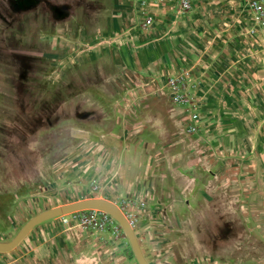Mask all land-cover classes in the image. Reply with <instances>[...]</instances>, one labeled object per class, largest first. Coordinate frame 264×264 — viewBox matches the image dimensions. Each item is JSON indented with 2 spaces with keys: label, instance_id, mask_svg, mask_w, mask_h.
Returning <instances> with one entry per match:
<instances>
[{
  "label": "rangeland",
  "instance_id": "374dc122",
  "mask_svg": "<svg viewBox=\"0 0 264 264\" xmlns=\"http://www.w3.org/2000/svg\"><path fill=\"white\" fill-rule=\"evenodd\" d=\"M263 39L264 0H0V238L103 196L128 157L153 163L149 193L121 202L151 264H264ZM200 91L253 118L218 153ZM84 214L111 250L99 264H138L102 211L37 233Z\"/></svg>",
  "mask_w": 264,
  "mask_h": 264
},
{
  "label": "crops",
  "instance_id": "0c3cea01",
  "mask_svg": "<svg viewBox=\"0 0 264 264\" xmlns=\"http://www.w3.org/2000/svg\"><path fill=\"white\" fill-rule=\"evenodd\" d=\"M261 46L262 47L260 48L262 51L260 53L263 55L264 39L261 42ZM158 49V52L154 54L156 57L161 58L167 51V48L164 43H162V45H159ZM126 59L127 58H125V60ZM171 86L169 88H171ZM166 87L168 88V86ZM192 88V86H186V90L188 89L190 93L192 92ZM174 90L171 99L176 96L178 87L174 86ZM198 96L199 98L197 97V100H200V105L197 107L200 110V114L196 117V121L199 120V127L202 128L204 132L206 131L208 136H210L208 137L209 143L206 142L208 143V149L215 150L216 153L221 152L223 143L218 141L216 135L217 133L224 131V129L235 137L244 136L247 134L246 132L251 129L253 121L251 119L253 118L249 113H243L240 110H236V112H229L228 114L222 115L220 114V109L223 105L222 98H215V100L212 101L209 97H213V94L210 96L209 93L203 91H200ZM197 100L196 104L198 105L199 102ZM173 101L177 102L175 100ZM225 117H227L228 123L226 125L220 124L219 121H222L223 119L225 120ZM193 119L195 120V117ZM207 134L204 136L206 137ZM110 148L113 147L111 146ZM134 162L135 168L132 166ZM120 163L121 166L119 167V170L123 169L125 170V173L121 171L118 173L111 171L114 174L111 180V190L105 192L103 196L94 197L92 199H104L117 205L130 222L141 247L139 236L135 229V222L125 213L126 211H124L121 202L129 198L136 200L138 197H133L132 193L136 195V193L139 192L142 199L145 194L149 193V184L151 181H149L150 178L148 177L153 163H144L140 160L132 161L128 157H126V167L122 166V161ZM166 165L168 166V164L165 163V167H167ZM137 170L138 174L142 173V176L139 177L138 183L135 184L133 181L135 177H133V175ZM90 218H92L90 214H84L81 218L79 217L77 220L72 219L71 221L67 218H63L61 225L58 224V226H55L56 228L45 226V228H42L43 230L39 231L40 234H38L37 231L44 226L38 225L39 227H34L17 247L9 252L0 253V264H99L101 261L99 259L100 256L110 249L106 250V247L103 246L104 244H102L103 241L101 236L97 235V230L95 229L96 222L94 219L91 221ZM84 219H88L89 221L84 224ZM0 242L5 243V239L0 238ZM141 250L147 262L151 264L142 247ZM107 260L106 263L109 264H111L112 261H120L119 258L114 259L111 256H109Z\"/></svg>",
  "mask_w": 264,
  "mask_h": 264
},
{
  "label": "water",
  "instance_id": "95a60500",
  "mask_svg": "<svg viewBox=\"0 0 264 264\" xmlns=\"http://www.w3.org/2000/svg\"><path fill=\"white\" fill-rule=\"evenodd\" d=\"M85 210L102 211L110 215L113 219H115L121 226L124 234L126 235L137 263L149 264L142 253L139 241L126 216L117 207V205L104 199H87L73 204L49 209L36 215L24 225V227L19 231V233L10 243L0 242V253H6L13 250L21 243V241L29 234V232L34 227L40 225L41 223L57 217L68 215L70 213Z\"/></svg>",
  "mask_w": 264,
  "mask_h": 264
},
{
  "label": "built area",
  "instance_id": "2783aa9c",
  "mask_svg": "<svg viewBox=\"0 0 264 264\" xmlns=\"http://www.w3.org/2000/svg\"><path fill=\"white\" fill-rule=\"evenodd\" d=\"M185 7H186V6H185ZM172 86H173V85H172ZM90 219H91V221H93V218H90ZM88 221H89L88 219H84V220H83V223L86 224Z\"/></svg>",
  "mask_w": 264,
  "mask_h": 264
}]
</instances>
